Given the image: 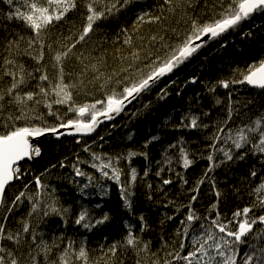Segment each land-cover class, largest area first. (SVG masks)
Listing matches in <instances>:
<instances>
[{
	"label": "snow or ice",
	"instance_id": "1",
	"mask_svg": "<svg viewBox=\"0 0 264 264\" xmlns=\"http://www.w3.org/2000/svg\"><path fill=\"white\" fill-rule=\"evenodd\" d=\"M0 3L7 5L6 11L0 10V264H124L129 251L136 257L135 264H264V109L254 108L252 100L234 99L231 90L235 85L246 84L264 91V58L244 69H234L229 78L209 84L210 94H215L217 87L228 91L223 99L214 95L208 110L199 107L193 111L190 103L175 116V131L199 134L205 143L203 151L193 152L183 135L165 142L153 173L160 178L158 190L167 195L165 187L174 183L173 177L175 182L188 185L185 173L197 159L206 160L207 167L187 189L186 201L169 200L165 205L174 212L166 215L161 224L179 217L178 226L171 239L161 236L155 249L150 240L143 238L149 230L144 216L137 218L138 228L132 222L137 179L143 180L152 170L147 168L141 176L131 164L135 157L147 160V151L129 149L113 155L94 150V145L104 146L97 144L96 139L83 143L77 139L87 158L73 153L39 174L26 166L42 155L39 145L33 143L35 139L49 134L57 139L65 135L90 137L102 123L115 120L129 105L139 103L164 77L171 76L211 41L226 46L224 40L228 36L250 27L257 18H264V0H213V10L203 18L188 15L193 0H159L154 11L143 10L135 15L132 32L120 28L114 37L105 30V22L119 21L128 14L130 5H139L140 0ZM169 16L184 19L186 31L163 28ZM73 17L80 18V27H76ZM69 21L73 23L69 25ZM13 23L18 27H11ZM145 23L159 24L166 33L171 31L176 42L168 43L165 35H151L148 42L155 51L142 55L133 34ZM244 35L250 36L251 32ZM117 43L127 46L129 54L118 57L123 65L118 70L106 71L105 45ZM177 82L170 79L160 88L157 99H165L168 89ZM188 83L195 84L196 79ZM89 85L97 88L100 95L93 93L90 102L78 103L76 97L89 95ZM151 104L149 100L132 113L133 117L143 114ZM172 118L166 119L163 127ZM104 139L99 136L100 141ZM128 139H132L131 135ZM161 139L158 134L152 135L144 148ZM249 159L254 161L249 168L253 183L246 189L250 203L226 216L219 207L222 192L217 187L216 170L231 169L237 163L247 167ZM121 162L129 165L127 172ZM57 167L71 169L64 179L82 196L91 195L86 193L88 189L107 196L109 182L118 187L129 217L120 240L93 250L86 235L68 236L45 229L53 217H59L65 227L72 218L71 205L62 199L61 193L66 190L57 183L61 176L52 171ZM204 186L215 200L206 207H197ZM147 187L151 189L152 184ZM234 191L239 193L240 189ZM25 204L26 215L17 218ZM100 207L99 203L95 205ZM109 219L107 212L96 216L81 204L73 223L91 232Z\"/></svg>",
	"mask_w": 264,
	"mask_h": 264
},
{
	"label": "trees",
	"instance_id": "2",
	"mask_svg": "<svg viewBox=\"0 0 264 264\" xmlns=\"http://www.w3.org/2000/svg\"><path fill=\"white\" fill-rule=\"evenodd\" d=\"M159 4V0H140V4L130 5V10L127 15H122L119 21L110 20L105 22V30L110 36L115 35L119 32L116 27L117 25H124L129 29L130 32L133 31L132 25L134 23V17L136 14L143 10L156 9ZM148 5L152 7L147 8ZM213 6V0H193V7L188 9V15L203 18L205 13L211 12ZM0 10H7V5L0 3ZM134 10V11H132ZM73 21L76 27H80L81 21L79 17H73ZM69 21V25L73 23ZM11 27H18L15 23ZM254 34L257 40L264 41V18H257L255 23L250 27L245 26L238 30L236 34L241 35L246 29L255 28ZM3 25H0V35H2ZM163 28L172 29L175 28L177 32L183 33L186 31V24L184 19L179 17L169 16L168 21L163 25ZM117 31V32H116ZM151 35H165L168 43H175L173 33L168 31L167 33L162 30V26L159 24H143L140 27L138 33L133 34V41L137 49L142 50V55L145 51H155V48L149 46L148 37ZM143 37V39H140ZM226 40H224L225 42ZM217 43L221 44L220 41ZM230 42L227 43V45ZM223 47L220 50L211 51L200 50L196 55H194L186 64L198 61L202 55H207L204 59L199 60V65L195 66L192 70L186 73L184 68L186 65H182L177 69L171 76L164 77L156 88L148 95L152 97L151 106L143 111V114H138L133 117L132 113L136 112L139 105L142 103H136L133 107V112L125 111L120 118H117L112 124L103 125L94 135L87 138H82V143L84 141L91 142L92 139H96L97 144L103 143V148H98L94 145V150L101 152H109L113 155L119 153H126L129 149L134 151H147L148 159L145 160L144 157H135L132 160L131 166L136 167L140 175L147 168H151V172L148 177L143 180L138 177L135 187V197L132 212L134 217L132 222L139 226L138 217L143 215L145 220L149 225V230L143 234L145 240H150L152 242L153 248L159 247V241L161 236L164 239H171V234L175 230L177 225V220L167 221L162 225L161 220L165 219L166 215H173L174 209L172 207H165L169 200L176 201H186L187 200V189L193 186L194 181L200 177L207 167V161L203 159H197L196 162L187 170L185 173L186 178L189 181L188 185H181L179 182H175L170 186H166L164 192L158 190L160 185V178L156 177L153 173L155 172L157 165L155 161L160 159V152L162 146L165 142H171L177 137L183 135L184 139L189 142L191 151L201 152L203 151V144L205 143L199 134L188 132L186 130L175 131L174 125L178 122L175 116L181 111L185 110L191 103L193 111H196L199 107L204 110L212 105L213 96H219L222 99L225 98L227 92H223L217 88L215 94H210L207 92V87L212 84L213 78H216L222 70L223 72L229 73L227 76H223L222 79L229 78L232 75L234 69H244L245 64L255 63L258 61L259 56L264 55V48L254 49L246 44L244 40L242 42V47L240 49H233L234 47ZM156 47H159L158 45ZM106 54L105 59L107 61L106 71L118 70L123 65L118 59L121 55L127 56L129 54V49L127 46L121 47L120 44H107L105 45ZM119 49V51H118ZM219 69V70H218ZM181 77L180 79L177 78ZM177 78V79H176ZM190 78H196V83H188ZM170 79H176L178 82L171 85L168 89L172 93V98L167 99H157L156 95L161 87L168 84ZM185 83L190 90L182 89V84ZM245 85H235L231 89L233 92V98H239L241 100H252L254 104H264V91L259 89L243 90ZM89 95H80L76 97L78 103L90 102L93 99V93L99 96L100 93L97 88L89 85L87 88ZM179 93V94H178ZM250 98V99H249ZM199 99V104L196 103ZM164 101L165 104L161 103ZM169 105H174L171 113H166ZM258 107V106H257ZM258 109H264L259 108ZM216 109H213L215 114ZM171 114V115H170ZM170 116L173 118L169 121L167 127H163L166 119ZM116 125L117 130L113 134H109L110 128ZM160 135L161 141L157 143L150 144L147 149L144 148L146 141L152 135ZM104 136V141L99 140V136ZM131 135L132 139H128ZM42 155L36 158L30 164L26 165L30 167L35 173L39 174L45 168L50 167L52 164H58V162L65 156L71 157L73 153H79L82 158H87V154L81 150V145L76 143V139L64 138V139H54L49 137L44 139L40 144ZM254 161L251 159L247 162V167L243 163L235 164L231 169H225L223 167L216 170L215 176L218 181L217 187L221 190L222 196L220 198V211L226 216H231L233 212L237 209H242L244 206L250 203V198L246 193L247 186L253 183L252 179L249 177V168L252 166ZM121 167L127 172L129 165L125 162H121ZM92 171L91 169H88ZM179 170V169H178ZM53 173L60 175L61 180L58 181L62 189L66 190L62 192V199L66 205H71L72 213L68 220L67 226L65 227L59 217H53L45 225V229L52 233H65L68 236L83 237L87 236L88 246L93 250L97 249L98 245L109 244L115 240H120V235H125V221L129 218L128 214L123 208V202L120 197V192L118 187L112 183L110 184V191L107 196L101 197L96 194V190L88 189L86 193L91 195H81L78 189L68 180L64 179L71 169L62 170L59 167L52 170ZM167 173L165 178H167ZM81 179V178H75ZM122 179H124L122 177ZM84 182V181H82ZM151 183L152 188L149 189L147 184ZM234 188H239L240 192L236 193ZM170 189V190H169ZM151 196V199L148 197ZM215 200V197L207 189L206 186L202 187L199 195V203L197 207L208 206L211 202ZM99 203L102 207L95 208V205ZM83 204L92 210L93 214L96 216L107 212L110 219L102 226H98L91 232H86L85 230L74 225L73 220L76 213L79 210L80 205ZM28 211V206L25 204L21 207L20 211L16 214L17 218L21 215H26ZM203 211V208H201ZM17 225L13 224V227ZM95 254V253H94ZM135 255L129 251L124 257V264H135Z\"/></svg>",
	"mask_w": 264,
	"mask_h": 264
},
{
	"label": "bare ground",
	"instance_id": "3",
	"mask_svg": "<svg viewBox=\"0 0 264 264\" xmlns=\"http://www.w3.org/2000/svg\"><path fill=\"white\" fill-rule=\"evenodd\" d=\"M120 28H126V26H124V25H119V26H117L116 27V29L118 30V31H120ZM257 27H255V28H252V29H246L243 33H241V35H238V34H236V33H234V34H232V35H230V36H228V38L226 39V41L224 42V45H227V43L228 42H230L228 45H227V47H234L233 49H240L241 47H242V42L245 40L246 41V44L247 45H249L251 48H252V45H254V49H260V48H264V41H259V40H257V38H256V35L254 34V30L256 29ZM251 32V35L250 36H245L244 35V33L245 32ZM117 32V31H116ZM223 47H226V46H222L221 44H219V43H217V40H213V41H211L206 47H204V48H202V50H204V52H207L208 50H211V51H216V50H220L221 48H223ZM205 57H207V55H202L201 57H200V59L199 60H201V59H204ZM262 58H264V55H262V56H259V59H258V61L260 60V59H262ZM198 60V61H199ZM198 61H194V62H192V63H189V64H186L185 63V65H186V67L184 68V71L186 72V73H188V71H190V70H192L195 66H197V65H199L200 64V62H198ZM248 65H250L249 63H247V64H245L244 66H248ZM219 70V69H218ZM220 74L216 77V78H213V79H211L212 80V84L214 85V84H216V82L218 81V80H220V79H222L223 78V76H227V75H229V73H227V72H223L222 70H220ZM177 78L178 79H180L181 77H178L177 76ZM176 78V79H177ZM193 78H190L188 81H191ZM196 79V78H195ZM205 88H207V87H205ZM218 89H220L221 91H223V92H227L228 90H225V89H223V88H219V87H217ZM182 89H185V90H190V88H188L187 86H186V84L185 83H183L182 84ZM250 89H255V88H251V87H249L248 85H246L245 84V86H244V88H243V90H250ZM159 92V91H158ZM172 93H170L169 92V94L167 95V97L165 98V99H167V100H169L170 98H172V95H171ZM156 97H157V95H156ZM250 99V98H249ZM149 100H151L152 101V97L150 96V95H145V96H143V98L141 99V101H142V103L139 105V107H138V109H142L143 108V105L144 104H147L148 103V101ZM161 103H163V104H165V102L164 101H161ZM136 106V102H134L133 103V105H129L128 106V108L125 110V111H128V112H133V107H135ZM254 108H256V109H258V107L259 108H264V104H254V105H252ZM258 106V107H257ZM174 108V105H172V106H170L169 105V108L166 110V113H171V110ZM123 113H121V115H122ZM172 114V113H171ZM170 114V115H171ZM121 115L120 116H118V117H116L115 118V120L117 119V118H120L121 117ZM115 120H112L111 122H109V121H106V122H104V123H102L99 127H98V129H97V131L104 125H109V124H112ZM117 128L118 127H111L110 128V130H109V134H113L116 130H117ZM96 131V132H97ZM95 132V133H96ZM94 133V134H95ZM93 134V135H94ZM91 137V136H90ZM47 138H49V137H47ZM54 138V137H53ZM64 138H71V139H79V138H77V137H61V138H59V139H64ZM87 138V137H86ZM46 139V138H45ZM54 139H56V138H54ZM57 140V139H56ZM43 141V140H42ZM41 141V142H42ZM40 142V143H41ZM40 143H37L38 145L40 144ZM124 235H120L119 236V238L121 239L122 237H123Z\"/></svg>",
	"mask_w": 264,
	"mask_h": 264
},
{
	"label": "water",
	"instance_id": "4",
	"mask_svg": "<svg viewBox=\"0 0 264 264\" xmlns=\"http://www.w3.org/2000/svg\"><path fill=\"white\" fill-rule=\"evenodd\" d=\"M205 39H207V38H205ZM106 122V121H105ZM109 122H111V121H109ZM98 129V128H97ZM63 131V130H62ZM97 131V130H96ZM94 133H92L91 134V136L93 135ZM47 137H54L53 135H51V134H49V135H47L46 137H40V138H37V139H35L34 141H33V143H40L42 140H44L45 138H47ZM63 137H77V138H79L80 140L82 139V138H86V137H81V136H79V135H76V136H73V135H65V136H63ZM55 138V137H54ZM61 138V137H60ZM57 139V138H56Z\"/></svg>",
	"mask_w": 264,
	"mask_h": 264
}]
</instances>
